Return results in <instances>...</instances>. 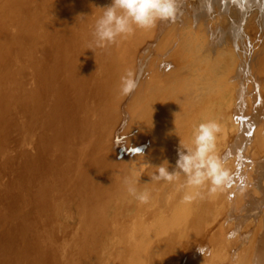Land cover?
<instances>
[{"label": "rangeland", "instance_id": "1", "mask_svg": "<svg viewBox=\"0 0 264 264\" xmlns=\"http://www.w3.org/2000/svg\"><path fill=\"white\" fill-rule=\"evenodd\" d=\"M14 1H12V0H6L5 1L4 0V1H2V3H0V5H3V7H5L6 13L8 14V16L4 17V21L2 23H0V264H80V263L91 264V261L93 263H95L96 262L95 256L98 257V253L95 251L92 254L91 250L90 251L88 250L89 244L86 242V240H87L86 237L92 238V236L87 233V230H85L84 234H80V235L76 234L74 237L71 236L72 232H70V229L74 226L75 219H76L75 209H74L73 205L76 207V205L78 203L77 202L78 200L75 198L76 200L74 201V197L70 196V194H72L74 196L75 193H77L80 189H82L81 186H83L84 184L83 185H80V184H82L83 180L86 178L87 179L90 178V176L92 177V174L94 173V172L93 173L91 172V175H90L91 170L89 171V170H86V168L85 169L82 168L83 171H85V173L87 171V173H86L87 175L84 174V177H82V173H84V172H82V169H81V171H78L79 167H77V166H79V163H78L79 157L78 156L80 154V148L76 147V146H79L76 144V141L77 142L79 141V132L81 133L83 129H84L83 132H86V133H81L82 136H80V140L85 138V136L87 135V131L85 130V125L83 124L85 122H84V120L82 121V119L86 118V116H85L86 111H85V107H84L85 104L84 103H86L85 99L87 101V99L90 100V98L92 97V95L90 94L91 93L90 90L89 89L87 90V88H90L91 83L94 86V84L96 82L95 79L93 80V77H91L92 75L90 73H92V72L90 70H94L96 66H99V65H97L99 59L98 58L95 59L96 56L98 57L97 54H99V47L97 45L94 46L96 44V41L94 40L95 37H93L94 35L91 36L92 35L91 33H94L93 30L95 29L94 28L95 22H93V21H92L93 23L91 22V20H92L91 17H93L94 15L91 14L93 12L91 11L92 6H90V5H92L91 3L93 0H91V3L89 2L90 0L89 1L88 0H79L80 4L77 3L78 0L77 1L76 0H74V1L69 0L71 3L68 0H14ZM63 1H64V3H63ZM67 1H68V3H67ZM87 2L90 4H88ZM187 2L190 4L189 9L186 8L189 11V13L191 14L188 17L189 19L184 18V21L179 20L180 19L179 16H185V15H181L180 12L177 13V11H176V15L174 18H171V19L165 20V21H158L156 26H155L157 31L155 32V35L152 37L153 39L150 42L151 44L150 43H149V45L147 44L146 47L144 48L145 50L142 49V50H139L138 52H136L134 55L135 56L134 58H135L136 62L147 63V65L143 69V73H145L147 70L150 69L151 71L153 70L152 73H154V76H159L162 73V71H164V69H163V67H164L165 71H167L169 73H171L174 70L184 72L185 74H182L181 76L178 77V79L179 80L181 79V81H185V77H188L187 80H190V81L193 80L192 84L187 85V86H184L185 84L183 85L181 82H179V86L183 85V87H177V83L174 80H172V82L169 84V80H168V82L164 88H167V86H170L172 84L171 88L168 87L167 89L175 88L176 94H177L179 100L180 99L182 100L183 98L188 100V96L190 97L192 95L198 94V93H200L202 91H206V90H209V91H206V93L208 95H211V99L208 98L210 96L207 95V99H210L211 102L212 101L215 102L216 98L218 100L220 99V96H218V94L214 93L215 90H216L215 92H217V91L220 92V95L224 91V93H223L224 95L222 96V99H224V100L227 99V101L225 100L226 102L223 101L222 99H220L219 102L212 105L213 112L211 115V121L216 122L218 125L221 124V126L219 125L221 132L219 131L217 133L218 136L216 137L217 141H216L215 153L218 152L220 154V152H221L220 155L219 154H216V155L219 157V159L222 161V163L228 158L226 161L227 163L226 162L223 163L224 164L223 167L229 172V176H230L229 182L227 184H225L224 186H222V188H219L220 190L218 189L216 191L217 194L218 193L219 194H218V198H215V199H213V198H214V196L217 197V194H216V192H214V193L210 192V188H211L210 183H208V184L206 183L207 185L205 184L204 186H202L199 189L187 188V190L189 192L190 191L191 192L199 191L201 193V195H200L201 197L200 196H198V198L196 197L192 201L193 204H191V202L187 203L184 201L183 204H185V205L182 207L183 209L181 208L182 214L180 213L181 210L179 213H175V214L171 213V215H169L167 218L165 217L168 221L167 224H166L167 221H165L166 219L164 220L165 222L163 224H162V222L160 224H158L159 228L162 227L161 226V224H162L163 226L166 225L169 229V230L166 229L167 232H169L168 233L169 235H167L169 237H167L168 239L165 241V244H167V246H168L169 243H167V242H170V240L173 241V244L171 243L172 242L171 241L170 242L171 245H169V247L166 246L167 249L170 250V251H168V253L172 254V252L175 250V248L178 247V249H179V245H180V247L181 246L184 247V250L187 251V256H185L184 258L187 259V257L189 256V253L191 256H193V254H191V253L194 252V253H196V257L194 259L193 264H206L207 261H209V257H210V255L207 256V253L205 252L207 249L206 242L207 241L209 242L208 238L211 239L209 234H211V232L214 231L213 230L214 226L217 227L219 222L223 221L224 215L226 216L228 213L234 212V216H232L231 219H229L228 217H227V220L225 219L227 223L228 222L231 223V221H234V222L238 221L240 223L239 229L241 227H242L241 229H245L243 227H247V226L249 227L250 225H251L250 229H253V225H252L253 223L252 222H253V220H255V218H257V216L259 214L257 213V214H254L253 216H250V215L246 216V213H243V208H241V207H244V209H245V207H247L253 200H255V198L260 199V198H262V196L264 194V140H263L264 138L263 139L261 138L259 141L258 140L259 138L256 137L258 143L253 142L255 139L253 140L250 136L251 135V125L249 126L248 129L245 127L246 123L250 122V120H252L253 113L255 112V110L253 108L254 97L250 93V92H252V90L254 88V81H253L252 77L250 76L251 71H249V68H250V64L255 63V55L257 56V54H256L257 51H256V47L254 45L251 46L250 43L243 42V41L235 43L233 41V38L230 37L231 35H230V31L228 30V26H230V27L234 26L236 24L238 17H240L238 5L236 6V4L232 0H176L177 7L180 5H184L183 3L186 4ZM212 2H214V3H212ZM84 4H85V7H87L89 5L90 6L89 10L91 11L90 12V11L86 10V12H84L86 15H84V13H83V10L86 9L84 7ZM63 5H65L64 7L67 6L66 7L67 9L65 8L66 12L64 11L65 13L68 12L67 10H69V13H72L70 10H73V12L75 10L74 13L76 14V12H77L76 16H75V14L74 15L72 14V16H69V18H68V16L65 17V15H67L68 13L65 14L63 12V8H64V7H62ZM79 5H80V7H76V9H77V11H76V9L73 8V6H79ZM212 5L218 6V10L220 11V13H218L217 16H214V15L210 16ZM263 6H262V8H264ZM68 7H69V9H68ZM70 7H72V8H70ZM223 9L225 11H227L229 14L227 15L226 13H223V11H224ZM256 10L260 13V9L259 10L255 9V11ZM263 11H264V9H262V12ZM79 12H80V14L84 15L85 19H86L85 16H87V13H88V15L90 14L88 16V18L90 17V19L85 20V19H83V17H81V18L78 17ZM258 12H257L256 17L254 16L255 19L253 17H251L252 15L250 17L254 23L256 20L257 23L259 24V26L257 28V32H261V31L263 32L264 31V29H263L264 28V22H263L264 18H261V17H264V16H262V15H264L263 14L264 12L262 13V15L260 13L261 17L258 14ZM62 13H64L65 15H62ZM63 16H64V18H63ZM244 16L246 18L247 15H244ZM70 17H72V18H70ZM76 17L79 18V20H82V21L84 20V22L83 23H82V21L79 22V20ZM62 18L63 19L67 18L68 20L66 19V21H64ZM247 19H249V17ZM261 19H263V20L261 21ZM73 20L75 22H71ZM85 21H87V22L85 23ZM181 21L184 23H182ZM205 21L207 23L209 22V26L212 27L215 25L216 27L219 28V30L213 32V34H210L208 36L205 32V25H206V24H204ZM89 22L91 23V25ZM64 23H66V24H64ZM71 23L73 24V26ZM74 23H77V25H78V23H82L81 25L84 27L80 26V24L78 25V27L77 26L74 27V25H76ZM260 24H262V25L260 26ZM64 25H69V26H67L69 30H70V28L73 29L72 27H74V29L81 27L80 29H78V30L75 29V30H77L78 32H80L82 30L81 34L83 36L78 35L80 33L76 34L77 31H75L74 29L71 30L72 32L68 31V29ZM87 25L89 27H91L93 25L94 27H92V28L87 27V28H89V30H90L89 31L88 29L85 28ZM225 25L227 26V29H225ZM44 26H45V28H44ZM48 26H51V27H48ZM83 29H85V31L87 30L85 32V33L88 32L87 35H84L85 33H83V31H84ZM158 29H160L161 31ZM233 29H235V28H233ZM63 31H65V34L67 33L68 37H64ZM177 31H178V33H177ZM146 32H149V31L144 30V29H139V31H138L139 34H143V35H145ZM250 34H251V37H252V34L257 37V35H255V33H250ZM78 36H80V37H78ZM85 37H87L89 41H87V38H85ZM69 38H71V39H69ZM64 39H66V40H64ZM67 39L70 41L68 42ZM80 39L82 40L83 43L81 42ZM35 42H36V44H35ZM85 42L87 44H89L88 47H86L87 44ZM75 43H77V44H75ZM234 43H235V45H234ZM90 44L92 45V47H90L91 46ZM74 45H76V47H74ZM82 45H84V49H81V48H83ZM230 46L232 47V49L230 48ZM85 47H86V49H85ZM240 47H241V53L239 52ZM251 48H253V49H251ZM89 49H91V50H89ZM94 49H96L95 51H97V54L94 51ZM81 50H84V51H81ZM85 50H89L90 52L85 51ZM165 50L166 51L168 50L167 53ZM91 52H92V54H91ZM235 52L239 53L240 56H244V58L241 60L238 57H235L236 56ZM77 53L80 54L81 56L78 55ZM84 53H86V54L88 53L89 55H91L90 57L88 55V59L85 58L87 61L82 60L83 56L87 57V55L85 56ZM172 53H174L173 55H175V54L176 55L173 56ZM93 54L95 55V57ZM67 55H68V57H67ZM73 55L74 56L76 55L77 57H74ZM78 56L81 57L80 60L78 59L79 58ZM69 57H71V58L69 59ZM91 57H92L93 61H92ZM89 58L93 63L89 62L90 61ZM67 59H69L70 61L72 60L73 62L72 61L67 62ZM94 61H95V63H94ZM78 62H79V64H82V65L79 66ZM65 63H67V65ZM68 64H69V68L71 66L70 69L67 68ZM167 66H169V67H167ZM81 67H82V69H84L83 72L81 70ZM90 67H93V69H90ZM242 68H243V70L246 69V71H244V73L247 72L246 73L247 75L239 72V71L243 72ZM87 69H90V70H87ZM70 70H71V73H70ZM85 70L88 72L89 75L87 73H85L86 72ZM89 71H90V73H89ZM198 71H200V72H198ZM232 71L236 72V73H233ZM203 72H204V74H203ZM205 72H206V74H205ZM64 73H65V76H67V77L64 76ZM84 73L86 75H84ZM179 74H181V73H179ZM81 75L84 77H82ZM227 76H228V78H227ZM238 76H241L243 78L241 88H239V85H238V81H237ZM55 77H57V78H55ZM71 77H73V79ZM70 78H71L72 83H74V82L77 83L76 84L77 86L76 85L74 86V84L71 85ZM78 78H80L82 80V83H84V85H81L82 83L80 84L81 81H79ZM247 78L249 80H247ZM59 79H60V81H59ZM64 79H68L69 81L64 80ZM84 79L85 80L87 79L86 80L87 83L85 82ZM90 79H92V80L90 81ZM155 79H157V78H155ZM214 79H216V80H214ZM57 80H58V82H57ZM65 81L69 82L70 84L66 83ZM213 81H215V82H213ZM88 82L90 84H88ZM201 82L206 84V86H207V87H205V88H207L206 90L201 88L202 87ZM212 82L214 85L213 84L211 85ZM78 84L81 85L79 87L82 90H77V88L79 89ZM85 84H87V86H89V87L86 86L87 88H85ZM218 84L220 85V87H218L219 86ZM65 85H66V87H65ZM67 85H70V87ZM71 86L76 87V88H74V87L73 88H74V90L76 89L79 94L75 93L76 90L74 92L75 94L73 92H72L73 93L72 94L70 92L71 90H73ZM215 86L218 88H216ZM228 86H229V88H228ZM68 88H70V89H68ZM83 88H84V90L86 89L87 91L86 90L84 91ZM175 89H172L174 93H175ZM219 89H221V91ZM231 89H232V94L230 95ZM66 90H68V91L66 92ZM198 91H200V92H198ZM225 91H227V93ZM237 91L239 93L241 92V94L239 95V93ZM63 92L66 95H67V93L70 92V95L72 97H73V95H74V97L75 96L77 97V94L80 95L81 92H82V94L80 96H84V97L88 92H90V93L88 94V98H87V95L85 98H82V97L75 98V100L77 99V101L72 100V97L70 98V95L69 96L64 95L65 98L66 97L68 98V101H65L64 100L65 98L62 97ZM85 92H86V94H84ZM187 93L188 94L190 93V94L188 95ZM89 95H91V96H89ZM97 95L99 96V91L97 92ZM236 95H237V97L239 95L238 101H237ZM11 96H13V97H11ZM213 96H216V98L213 99L212 98ZM229 97H231V98H229ZM67 98H66V100H67ZM81 98H82V100H81ZM242 98H246V99L248 98L247 100L250 102V104L246 105L243 108H239V106L242 102ZM69 99L72 102L71 104H70ZM79 99L81 100L82 103H79L80 102ZM53 100H55V101H53ZM62 100L65 103L62 102ZM229 100L231 101V104L233 102H236V103H233L230 106V102H228ZM222 101L225 103H223ZM76 102H78V105H80V108L83 107V108H81L82 111H80L81 109L80 110L78 109L79 108L78 105H77L78 106L77 108L75 106H73V105H75L73 103H76ZM164 102L165 103H164V105L162 104V106L167 108L166 100ZM70 105H72V106H70ZM225 105H226V108L234 107V109L232 108L233 109L232 111L230 109H226ZM67 106H70V107L67 108ZM216 106H218V107H216ZM72 107H74L73 110H71L72 114L78 110L77 113L75 112L73 114V115L76 114L75 116L67 113L68 109H70ZM261 107L264 108V104L261 105ZM75 108H76V110H74ZM218 109H220L222 111H224V110H226V111L221 112ZM61 110H63V111L61 112ZM227 110H230L231 113H230V111H227ZM79 111H80V116H85V117H80L79 115H77V114H79L78 113ZM84 112H85V114H84ZM225 112L226 113L229 112L233 116H231L229 113L226 114ZM63 113L64 114L66 113V119L68 117L67 120L64 117L65 115L63 116ZM67 114H68V116H67ZM217 114L222 115V116L220 115L221 119H219L220 116H218ZM224 114H226V115H224ZM237 114H238L239 118L236 116ZM242 114H243V116H242ZM69 115H70V118H69ZM78 116L80 117L79 120L83 122L82 125L80 124L81 122L80 123L76 122V120L79 121L77 119ZM71 117H73V118H71ZM74 117H75V120H73ZM222 117H224V120ZM233 118H235V120ZM62 119L64 120V123L62 122L63 121ZM216 119H218L219 121L218 120L216 121ZM231 119H233V122ZM238 119H240V120H238ZM55 120L56 121L59 120L58 121L59 123L58 122L55 123L56 122ZM85 121H86V119H85ZM240 121H241V123H240ZM35 123H36V125H35ZM70 123H74V124H70ZM75 123L80 124V125L78 126L76 124V126H75ZM224 125H226V128ZM229 125H231V126L229 127ZM60 126H61L62 130H58V129H61ZM63 126H65V128H66V126H68L73 130H69L68 131L70 133L69 134L66 131L70 128L67 127L68 129L65 130ZM222 126H224V127H222ZM222 128H223V130H222ZM228 128L230 129L229 131H228ZM76 129H78L79 132L76 131ZM175 129L177 131L173 132ZM175 129L169 130V132L167 134L168 137L166 136L167 140H165V138H164L163 142L159 141L160 146H158L159 144H157L158 141L156 142L153 139V137H156V136H152L146 132L148 135H150L149 138H152V139H149V140H151V145L149 146L150 151L155 153L152 162L150 161L151 164L148 163V165H150V166L151 165L153 166L154 164H155L154 166L160 165V164L156 163V161L161 160L158 158L159 157H162V159L166 158V155L169 153L170 157L167 156L171 160V161L169 160V164L172 162L170 164L169 171L173 170V168L175 166V162L177 160V157H176L177 156L176 155L177 149H176V151H174L175 154L173 152H171V151H173V148H174L173 146H175V148H177L178 146H176V145H179L181 138H182L181 140L185 144L186 138L188 135V133H185V132L190 130L189 127H185V126H182V127L179 126V128L177 127ZM182 129H183V132L180 131ZM225 129H227V130H225ZM63 131H64V133H63ZM74 131H76V133ZM223 131L224 132L228 131V132L224 133ZM230 131H232L233 134H231L232 132L230 133ZM38 132H40V133H38ZM47 133H49V134H47ZM66 133L69 134L68 138H67ZM71 133H73V134H71ZM169 133L170 134L172 133V134L169 135ZM223 133H224V135H223ZM126 134H127L126 132L123 133V135H126ZM43 135H44V137H42ZM70 135L71 136L74 135L73 136L74 139ZM181 135H182V137H181ZM47 136L51 140H49V138ZM76 136H78V138ZM228 136L231 138H229ZM184 137H185V139H184ZM218 137L220 138L219 140H218ZM69 138L72 139V142L70 141L71 139H69ZM75 138L78 140H76ZM175 138H176V140H175L176 142L173 140ZM178 138H180V139H178ZM228 138L230 140H228V142H227ZM61 139H62V143H60ZM38 140L40 142H38ZM224 140H226V141L224 142ZM66 141H68L70 143H67ZM171 141H172V143H171ZM219 141L221 144H217V143H219ZM248 141H249L248 146H250V148H249L250 150L249 151L246 150L245 154H243L242 153L243 148L245 147V145ZM126 142H125V147L126 148L128 147V149H132V150L135 147H137V145L140 143V141L133 140L134 143L138 142L137 145L135 144V146H134L133 145L134 143L129 144L128 143L129 141L127 143ZM161 142L163 143L162 145H161ZM177 142H178V144H177ZM235 142H237L239 144V151L238 152L235 149H233ZM222 143H223V145H222ZM224 143H226V145ZM62 144H63V146H62ZM67 144L68 145L70 144V145L68 146ZM74 144H76V145H74ZM105 144H106V142H105ZM241 145H243V148L240 151ZM168 146H169V148H168ZM218 146H221V147H218ZM223 146H224V148H223ZM260 146L262 149L260 148ZM60 147L62 148V152H61ZM170 147L172 148V150H170ZM67 148H68V150H67ZM75 149L78 150V153L74 152V151H76ZM166 149L167 150L169 149V150L167 151ZM73 152H74V154L76 153L75 155H77L78 158L75 157ZM111 152H113V150H111ZM162 153H163V155H162ZM248 153L252 154V156H254V157L252 158L251 155H249ZM70 154H72V155H70ZM62 155H64V156H62ZM91 155L92 154H90V156ZM32 156H34V157H32ZM95 156H97V155H95ZM171 156H174V158ZM87 157L93 163L96 160V159H94L95 157L92 159H91L92 156L89 157L87 155ZM69 158H70V161L72 162L71 165H70V163H68ZM109 158H110V160L107 158V163H105L106 169H107L106 166L108 163L111 165L108 168L111 169V168L115 167V165H113L114 161L111 160V157H109ZM113 158H114V156H113ZM116 158H117V155H116ZM230 158H233V159H230ZM71 159L72 160L76 159V160L74 162V160L72 161ZM117 159H120V158H117ZM163 160H165V159H163ZM231 160H233V161H231ZM60 161H62L61 164L57 163ZM97 161L100 162L99 159ZM97 161H95V165L92 163L93 164L92 167H94V168H92V167L91 168L93 169V171H95L97 169L98 172L97 171L96 172L100 173L99 174V176H100L102 174L101 172L103 169V168H101L102 162H100L98 164ZM110 161L111 162L113 161V163H111ZM120 161H121L123 166H125V165L127 166L128 164H130L128 167H126L123 170L126 173L129 170H134V169L138 170V166L140 165V161H138V155L133 153V152L124 154V156L121 158ZM162 161H160V162H162ZM18 162H20V164H18ZM76 162H77V164H76ZM57 166H58V168H57ZM61 166H63L64 168ZM150 166H148V167L150 168ZM152 166H151V168H154V166L153 167ZM66 167H68L67 171H65ZM69 167H71L72 171H69L70 170ZM227 167L228 168L232 167V170H230L231 168L227 169ZM75 168H78V169H75ZM98 168H99V170H98ZM142 169H143V167H142ZM142 169L140 168V170H142ZM76 170L78 171V173H74V172H77ZM137 170H136V172H139V170L138 171ZM154 170H156V169H154ZM56 171L58 174L56 173ZM148 171H152V173H155V171L153 172V170H151V169H149ZM66 172L68 174V177H67ZM73 173H74V175H73L74 177H72ZM88 173H89V177H88ZM145 173L146 174L147 173L152 174L151 172H145ZM60 174H61V177L59 176ZM78 174H79V176H78ZM109 176L108 177L105 176L106 180H105V177H100L102 179H100L98 177L95 180L97 181L98 179H100L101 181H103L105 183L108 180ZM69 177H71V179H73V181H71ZM76 177H77V179H76ZM182 177H184V176H181L180 181L178 180L179 182L174 181V182L169 184V182H166L163 180H161L160 182L159 181H152V182H154V183H152L151 178L150 177L147 178V175H146V177L144 176V179L146 180V183H145L146 185L145 186L141 185L142 189L140 188L141 186L139 183L142 184V182H141L142 180L140 178L139 181L140 180L141 181L136 182V184H138L140 187L137 185L136 189L138 190L140 188V190L145 191L147 189L149 190L152 186H154L153 191H151V189L149 191L147 190L151 196V198H149L150 208H154V206L157 205L156 202L164 196H165L164 197V200H165L167 198L166 195H168L167 193H169L170 191H172V193L170 192L171 197L173 196V194L175 192H176V195H178L180 192V195H178V197H180L181 195H185L186 188H183L184 189V191H183V189L182 190L178 189L180 187L177 186L178 184H181L182 182L185 181V178H182ZM63 178H64V180H63ZM82 178H84V179H82ZM248 178H250V179H248ZM65 179L69 180V181L66 182ZM74 179H76V180H74ZM110 179H112V178H109V180ZM243 179L246 181L244 182ZM62 180L65 182L63 183ZM92 180H94L93 177L91 179H89L88 181L90 182ZM100 180H98L97 183L100 182ZM145 180H143V181L145 182ZM77 181H79V182H77ZM88 181H87V184L89 185L90 183H88ZM56 182L58 185L56 184ZM103 182H100V183L103 184ZM68 183H70L71 185ZM76 183H78L79 189H78ZM83 183H86V181L84 180ZM91 183H92L91 185H93V181ZM156 183L158 184V186ZM159 183L162 185V187L159 185ZM167 183L169 185L166 186ZM173 183H174L175 187L172 188L171 184L173 186ZM62 184H64V185H62ZM99 184H97V186ZM136 184H135V187H136ZM151 184H152V186H151ZM231 184H233V185H231ZM88 185H87V187L92 189V192L95 193L96 191H94V189L91 188L90 185L89 186ZM103 185H99L98 188H100V190H101L102 187H100V186H103ZM147 185H148V188H145V187H147ZM250 185H252V186H250ZM165 186L168 189H166ZM168 186H170V188ZM206 186H210V188L206 187ZM51 187H53V188H51ZM74 187H77V189L75 188L76 191L74 190ZM233 187H234V189H233ZM89 188H87L88 191L90 190ZM98 188H97V190H99ZM157 188H158V191L159 192L161 191L162 193L161 192L159 193L158 191H156ZM44 189H45V191H43ZM109 189L112 191L114 188L111 186V187H109ZM109 189H108V191H110ZM162 189H164V192L162 191ZM170 189H172V190H170ZM68 190H70V192ZM115 190L118 191L117 189H115ZM166 190H168L169 192ZM177 190H178V192H177ZM71 191H72V193H71ZM181 191H183V192L181 193ZM208 191L213 196V198L210 197L209 194H207ZM46 192H48V193H46ZM121 192H119V193H121ZM152 192H153V194H152ZM205 192H206V194H203ZM119 193H117V195ZM163 193H164V195H163ZM234 193H235V195H234ZM61 194H62L63 198L61 197ZM213 194H216V195H213ZM161 195H163V196H161ZM205 195H207L206 198L210 197V199L205 198L206 201L203 200L204 199L203 197H205ZM68 196L72 197V198H69ZM230 196H232V197H230ZM224 197H225V199H224ZM252 197H253V199H252ZM66 198H68V199H66ZM227 198H229V199H227ZM152 200H153V202H152ZM215 200L217 201V203L220 202L218 204L217 208H216L217 203L213 202ZM160 201H162V200H159V203H160ZM201 201H203L204 203L202 204ZM210 201L213 202V203H210V207H212V208L208 209L209 208L208 203ZM198 202H200V204ZM44 203H46V204H44ZM153 203H155V204H153ZM159 203H158V205H160ZM214 203H216V204H214ZM253 203H255V202L253 201ZM70 204H73V205H70ZM161 204H162V202H161ZM206 204H208V205H206ZM235 205H237V206L235 207ZM203 206H205L206 208L205 207L203 208ZM251 206H252V204L249 205L248 207H251ZM156 207L158 210L159 209L161 210V208H160L161 206H159V207L156 206ZM213 207L216 210H212ZM155 208H154V210H155ZM192 209L195 211H193ZM237 209H238V211H237ZM200 210H202V211L200 212ZM204 210L207 213H205ZM208 210H210V211H208ZM198 211H199V213H198ZM263 211H264V208H263V210H261V217L264 216ZM183 212H184V215H183ZM202 212H204L205 216ZM211 212H213V213H211ZM235 213H237L236 216H235ZM196 214H201L202 217H200L201 218L200 221L203 224L197 223V222H199V219H200L199 216L200 215L197 216ZM208 214H209V216H207ZM218 214H220V215H218ZM187 215H189V216H187ZM194 215H195V217L197 216L196 219H194ZM175 216L176 217L178 216L176 218L177 220L175 219ZM206 216L208 218L210 217L209 220H208V218L202 219V218H205ZM214 216L215 217L217 216V217L215 218ZM213 218H215V219H213ZM192 219H193V221H196V222H192ZM212 220L215 223L212 222ZM247 220H248V222H247ZM186 221H188V222L186 223ZM249 223H250V225H249ZM171 225L174 226L176 229L174 227H172ZM179 225L181 228L177 227ZM185 225L187 228L184 227ZM197 225H199V226H197ZM165 227L163 228V232L167 233L165 231ZM170 228L175 229V232L173 230L172 234H170L171 233ZM188 228H189V230H188ZM156 229H158V228H156ZM176 230H178V232H176ZM158 231H159V229H158ZM183 231L187 232V233L184 234ZM188 231L190 234H188ZM192 232L194 234H192ZM178 233L180 235L179 237H178ZM94 234H97V231H95ZM181 234L182 235L184 234L183 235L184 237ZM164 235H166V234H164ZM170 235L173 236V238ZM186 235H189L188 237L190 240L188 239V237H186ZM194 235H195V237H194ZM198 235L201 238H199V237L196 238ZM69 236H71V237H69ZM234 236L236 237L235 241H237V242L238 241L242 242L244 240V235L243 236H236V234H234ZM83 237H85L83 240L86 243L83 242V243L78 245V242H76V241L77 240L79 241ZM205 238H206V240H205ZM186 239H187V241L189 240V242L185 241ZM213 239L214 238H212L211 240L213 241ZM177 241H179V242L177 243ZM181 242L185 245L186 244H188V245L184 246L183 244H180ZM69 243H70V245L72 244V246H70ZM174 244H175V246H174ZM203 245H205V246H203ZM73 246H75L74 249H76V248L77 249L75 250L74 253H72V254H70V256H68L67 249H69ZM120 246H121V244H119V246H118L119 252H115V254H114V257L117 256L116 257L117 259L116 258L114 259V257H113V260L111 259V261H114V262H111L110 264H123V263H121L122 262L121 259H124L125 255H123L124 253H120V251H121ZM171 247L172 248L174 247V249L171 250L172 249ZM59 248H61V249H59ZM123 248L124 247H122V249ZM63 249H65L66 251H64ZM198 249L201 251V253L203 255L198 251ZM251 249H252V246H251ZM203 250L205 253L203 252ZM90 252H91V254H90ZM95 254H97V255H95ZM92 255H95V256H92ZM88 256L91 258L90 259L87 258ZM198 256L199 257L201 256V257L198 258ZM93 257H94V260L92 259ZM205 258H207V260ZM97 259H99V257ZM205 260H206V263H205ZM210 261H212L211 257H210ZM101 264H103V263H101Z\"/></svg>", "mask_w": 264, "mask_h": 264}, {"label": "bare ground", "instance_id": "2", "mask_svg": "<svg viewBox=\"0 0 264 264\" xmlns=\"http://www.w3.org/2000/svg\"><path fill=\"white\" fill-rule=\"evenodd\" d=\"M1 1V0H0ZM2 1H4V0H2ZM2 1L0 2V3H2ZM6 1V0H5ZM12 1H14V0H12ZM69 1V0H68ZM68 1H67V3H68ZM70 1H74V0H70ZM69 1V2H70ZM77 1V0H76ZM89 1V0H88ZM235 4H236V6L238 5V7H239V15H240V17H238V19H237V21H236V24L234 25V26H228V30L230 31V37H232L233 38V41L236 43V42H240V41H243V42H247V43H250L251 44V46L252 45H254L255 47H256V51H257V56L255 55V63H253V64H250V68H249V71H251L250 73V76L252 77V79H253V81H254V88H253V90H252V92H250L252 95H253V97H254V106H253V108H254V110H255V112L253 113V118H252V120H250V122H247L246 123V125H245V127L248 129L249 128V126L251 125V138L254 140L253 142H257V138H259L258 140L260 141V139L262 138H264V108H262L261 107V105H263L264 104V31L262 32H257V28H258V26H259V24L257 23V21L255 20V23L251 20V17H253L254 18V16L256 17V15H257V10L255 11V9H260V13H261V15H262V13L264 12H262V9H264V8H262V6L264 5V0H232ZM15 2V1H14ZM37 2V1H36ZM85 2V1H84ZM90 3H91V0L89 1ZM9 3V2H8ZM7 3V4H8ZM63 3H64V1H63ZM71 3V2H70ZM73 3V2H72ZM77 3H79V0H78V2ZM88 3V2H87ZM90 3H88V4H90ZM212 3H214V2H212ZM80 4V3H79ZM92 5H90V6H92L91 7V11L93 12V13H91V14H93L94 16L93 17H91L92 18V20H91V22L93 21V22H95L96 23V20L102 15V9L101 8H103V7H105V6H108V5H110L111 4V0H93L92 1V3H91ZM184 5H180V6H178L177 7V13H179L180 12V14L181 15H185V16H179L180 17V19L179 20H182V21H184V18H188L191 14L189 13V11L186 9V8H188L189 9V7H190V4L187 2L186 4L185 3H183ZM232 4V3H231ZM230 4V5H231ZM66 5V4H65ZM65 5H63L62 7H64ZM69 5V4H68ZM87 5V4H86ZM227 5V4H226ZM70 6V5H69ZM72 6V5H71ZM83 6V5H82ZM90 6L88 5L87 7H85V4H84V7L86 8V9H82L83 10V13L84 12H86V10H88V11H90L89 10V8H90ZM67 7V6H66ZM66 7H64L63 8V12L67 9ZM76 7H80V5L79 6H73V8H75L76 9ZM225 7V6H224ZM264 7V6H263ZM66 8V9H65ZM70 8H72V7H70ZM262 8V9H261ZM68 9H69V7H68ZM218 6L216 5V6H214V5H212L211 6V12H210V16L211 15H214V16H217V14L218 13H220V11L218 10ZM221 10V9H220ZM224 10V9H223ZM68 12V14L67 13H65V14H67V15H65L64 13H62V15H65V17L66 16H68V18H69V16H72V14L74 15L75 13V10H74V12H73V10H70L72 13H69V10H67ZM76 11H77V9H76ZM90 11V12H91ZM198 11V10H197ZM252 11V12H251ZM81 12V11H80ZM80 12H79V16L81 15L80 14ZM238 12V11H237ZM35 13V12H34ZM82 13V12H81ZM95 13V14H94ZM223 13H226L227 15L229 14L227 11H223ZM249 13V14H248ZM252 13V14H251ZM260 13L258 12V14L260 15ZM46 14V13H45ZM70 14V15H69ZM76 14H77V12H76ZM76 14H75V16H76ZM264 14V13H263ZM84 15H86L85 13H84ZM90 15V14H89ZM88 13H87V16H85L86 17V19H90V17L88 18ZM244 15H247L246 16V18H245V16ZM252 15V16H251ZM261 15H260V17H261ZM5 16H8V14L6 13V10H5V7H3V5H0V23H2L3 21H4V17ZM78 16V17H79ZM251 16V17H250ZM262 16H264V15H262ZM83 17V19H85L84 18V16H82ZM209 17V16H208ZM249 17V19H247ZM63 18H64V16H63ZM62 18V19H63ZM70 18H72V17H70ZM77 18V17H76ZM75 18V19H76ZM81 18V17H80ZM261 18H264V17H261ZM61 19V20H62ZM67 19V18H66ZM66 19H63L64 21H66ZM74 19V18H73ZM78 20H79V18H77ZM85 19V20H86ZM189 19V18H188ZM247 19V20H246ZM255 19V18H254ZM68 20V19H67ZM70 20V19H69ZM77 20V21H78ZM236 20V19H235ZM263 19H261V21H262ZM63 21V22H64ZM80 21H82V20H79V22ZM181 21V22H182ZM260 21V22H261ZM70 22V21H69ZM71 22H75L74 20L73 21H71ZM84 22V20L82 21V23ZM87 21H85V23H86ZM92 22V23H93ZM264 22V21H263ZM82 23H78V25L80 24V26H82L81 24ZM90 23V22H89ZM182 23H184V22H182ZM37 24V23H36ZM62 24V23H61ZM64 24H66V23H64ZM72 24V23H71ZM74 24H76V25H74V27H78V25H77V23H74ZM88 24V23H87ZM204 24H206L205 25V32H206V34L209 36L210 34H213V32H215V31H217V30H219V28L218 27H216L215 25L214 26H209V22L207 23L206 21H205V23ZM85 25V24H84ZM89 25V24H88ZM86 26L85 28L86 29H88L89 30V28H92V27H94L93 25L91 26V27H89V26ZM90 25H91V23H90ZM262 24H260V26H261ZM64 26H66V28L68 29V27L67 26H69V25H64ZM72 26H73V24H72ZM185 26V25H184ZM253 26V27H252ZM48 27H51V26H48ZM74 27H72L73 29H74ZM82 27H84V26H82ZM87 27H89V28H87ZM44 28H45V26H44ZM70 28V27H69ZM81 27H79V28H75V29H80ZM95 28V27H94ZM183 28V27H182ZM233 28H235V29H233ZM262 28V27H261ZM73 29H71L70 28V30L68 29V31H71V30H73ZM74 29V30H75ZM225 29H227V26L225 25ZM264 29V28H263ZM50 30V29H49ZM77 30H75V31H77ZM84 31H83V33H85L86 31H85V29H83ZM92 30V29H91ZM158 30H160V29H158ZM227 30V31H228ZM67 31V32H68ZM90 31V30H89ZM94 31V30H93ZM138 31H139V28H136L135 29V31L131 34V35H128V36H126V37H124V36H121V37H118L117 38V40H116V42L115 43H112V44H107L106 46H104V47H99V54H97V51H95L96 49H94V51L96 52V54L98 55V57L96 56L95 57V53L93 54L94 55V57H95V59H99L98 60V63H97V65H99V66H96L95 67V69L94 70H90V69H93V67H90V69H87V70H90L92 73H90V71H89V73L92 75L91 77H93V80L95 79V84H94V86L92 85V83L90 84L89 82H88V84H90V88H87V87H89V86H87V84H85V88H87V90L89 89L90 90V92H88L87 94H86V92L84 93V94H86L87 95V98H88V94L90 93L91 95H92V97L90 98V100H88L87 99V101H86V99H85V102L86 103H84L85 104V111H86V121H85V119H82V121L84 120V122L85 123H83L82 121H80L79 120V118L80 117H85V116H80V111H82V109L81 108H83V107H81L80 108V105H78V102H76V103H73V104H75V105H73V106H75L76 108L79 106V114H77V115H79L78 116V120L79 121H77L76 120V122H81L80 124L82 125V123L85 125V130L87 131V135L85 136V138H83V139H81L80 140V136H82L81 135V133H86V132H83V130H82V132L80 133L79 131H78V129H76V131H78L79 132V141L77 142L76 141V144L77 145H79V146H76V147H79L80 148V154H79V159H78V163H79V166H77V167H79V170L78 171H81V169L82 168H86V170H91L90 171V175H91V172L93 173L92 174V177L94 178V180H92L93 181V185H91L92 183V181H88L89 179H91L92 177L90 176V178H86V179H84V178H82V179H84L85 181H86V183H83L84 182V180H83V182H82V184H80V185H83V186H81L82 187V189H80L77 193H75L74 194V196L72 195V194H70V196H72V197H74V201L77 199L78 201V203H77V205H76V207L73 205V204H70V205H73V207H74V209H75V217H76V219H75V224H74V226L70 229V232H72L71 233V236H75L76 234L77 235H80V234H84L85 233V230H87V233L89 234V235H91L92 236V238H87L86 237V242L89 244V251L91 250V252H92V254L96 251L97 253H98V257H99V259H97L98 257H96L95 255H97V254H95V255H92V256H95V260H96V262L95 263H93L92 261H91V264H101V263H105V264H110L111 262H114V261H111V259L113 260V257H114V254H115V252H119V249H118V246H119V244H121V246H120V253H124L123 255H125V258L124 259H121V263H123V264H193V262H194V259H195V257H196V253H191V254H193V256H191L190 255V253H189V256L187 257V259L186 258H184L185 256H187V251L186 250H184V247H180V245H179V249H178V247L177 248H175V250L172 252V254H170V253H168V251H170V250H168L167 249V247H169V245H171V243L173 244V241L172 240H170V242H167V243H169V245L167 246V244H165V241L168 239L167 237H169V236H167V235H169L168 233L169 232H167V230H169L168 229V227L166 226H163L162 224L165 222V221H167V217L169 216V215H171V213H179L180 212V210H181V208L185 205V204H183V202H184V200H183V196L184 195H181L180 197H178V195H180V192H179V194L178 195H176V192L173 194V196L171 197V195H170V192L172 193V191H168V190H166V191H168L169 193H167L168 195H166L167 196V198L164 200V197H162L161 199H159V200H162V201H160V203H159V200L156 202V206H161L160 208H161V210L159 209H157V207L156 206H154V208H155V210H154V208H150V201H148L147 203H140L137 199H135V197L134 196H132V195H130L129 193H128V191H127V188H126V186H125V184H124V178L125 177H127V176H130L131 174H133V173H135L136 172V170L134 169V170H129L127 173L125 172V171H123L126 167H128L130 164H128L127 166L125 165V166H123L122 165V163H121V158L124 156V154H126V153H135V154H137L138 155V161H140V165L138 166V170H139V173H141L142 175H141V182H142V184L141 183H139L140 184V186L142 185H146L145 183H146V180L144 179V176L146 177V175H147V178H149L153 173H152V171H148L149 169H151V170H153V172L154 171H156V170H154L155 168H151V166L150 165H148V163H150L151 164V162H152V160H153V157H154V155H155V153H153L152 151H150V148H149V146L151 145V140H149V139H152V138H149V136L150 135H152V136H156V137H153V139L157 142H159V141H164V138H165V140H167L166 139V136L168 137V132H169V130H173V129H175V128H179V126H185V127H189V129L190 130H188L187 132H185V133H188V135H187V138H186V142H185V145H187V146H190V147H192V141H193V133H194V129L196 128V127H198V125L200 124V123H207V122H209V121H211V115H212V112H213V110H212V105L213 104H215V103H217V102H219V100L220 99H222V96L224 95L223 93H224V91L222 92V94L220 95V92H215L214 91V93L215 94H218V96H220V99L218 100L217 98H216V96H213L212 98L214 99V98H216V101L215 102H211L210 101V99H211V95H208L207 93H206V91H209V90H206L207 88H205V87H207L206 86V84H204V83H202L201 84V88H203V89H205L206 91H202V92H200V91H198V92H200V93H198V94H195V95H192V96H188V100H186L185 98H183L182 100L180 99H178V96H177V94H176V89L175 88H172V89H175V93L173 92V90L172 89H167L168 87H170L171 88V85L170 86H167V88H164L165 86H166V84H167V82H168V80H169V84L172 82V80H174L176 83H177V87H183V85L184 86H187V85H191L192 84V81H190V80H187V78L188 77H185V81H181V79L179 80L178 79V77L179 76H181L182 74H185L184 72H182V71H178V70H174V71H172L171 73H169V72H167V71H165V68L163 67V69H164V71H162V73L159 75V76H154V73H152V71L149 69V70H147L145 73H143V69L145 68V66L147 65V63H141V62H136V60H135V53L136 52H138L139 50H142V49H144L145 47H146V45L148 44L149 45V43L152 41V37L155 35V32L157 31V29L154 27V28H152V29H149L148 31L149 32H146V34L145 35H143V34H139L138 33ZM161 31V30H160ZM64 32V37H68L67 36V33L65 34V31H63ZM72 32V31H71ZM167 32V31H166ZM77 33H80V34H78V35H82L81 33H82V30L80 31V32H76V34ZM88 33V32H87ZM87 33H85L84 35H87ZM91 33V32H90ZM177 33H178V31H177ZM217 33V32H216ZM250 33H255V35H257V37L256 36H254L253 34H252V37H251V34ZM92 35L91 36H93V33H91ZM225 34V33H224ZM227 34V33H226ZM66 35V36H65ZM70 35V34H69ZM83 36V35H82ZM81 36V37H82ZM90 36V35H89ZM52 37V36H51ZM70 37V36H69ZM78 37H80V36H78ZM94 37V36H93ZM166 37V36H165ZM77 38V37H76ZM85 38H87V37H85ZM155 38V37H154ZM172 38V37H171ZM69 39H71V38H69ZM83 39V38H82ZM91 39V38H90ZM188 39V38H187ZM23 40V39H22ZM63 40V39H62ZM64 40H66V39H64ZM76 40V39H75ZM81 40V39H80ZM95 40V39H94ZM157 40V39H156ZM166 40V39H165ZM168 40V39H167ZM181 40V39H180ZM179 40V41H180ZM67 41L69 42L70 40H68L67 39ZM85 41V40H84ZM87 41H89L88 40V38H87ZM86 41V42H87ZM91 41V40H90ZM56 42V41H55ZM64 42V41H63ZM81 42H82V40H81ZM85 42V43H86ZM94 42V41H93ZM188 42V41H187ZM225 42V41H224ZM78 43V42H77ZM77 43H75V44H77ZM83 43V42H82ZM84 43V44H85ZM95 43V42H94ZM235 43H234V45H235ZM35 44H36V42H35ZM55 44V43H54ZM57 44V43H56ZM70 44V43H69ZM68 44V45H69ZM81 44V43H80ZM87 44V43H86ZM92 44V43H91ZM90 44V45H91ZM151 44V43H150ZM159 44V43H158ZM193 44V43H192ZM88 45L89 44H87V46L86 47H88ZM232 45V44H231ZM80 46V45H79ZM83 46V48H81V49H84V45H82ZM94 46H96V44L94 45ZM156 46V45H155ZM177 46V45H176ZM200 46V45H199ZM237 46V45H236ZM245 46V45H244ZM74 47H76V45H74ZM81 47V46H80ZM86 47H85V49H86ZM90 47H92V45L90 46ZM197 47V46H196ZM195 47V48H196ZM209 47V46H208ZM96 48V47H95ZM157 48V47H156ZM230 48L232 49V47L230 46ZM53 49V48H52ZM93 49V48H92ZM155 49V48H154ZM179 49V48H178ZM251 49H253V48H251ZM78 50V49H77ZM89 50H91V49H89ZM89 50H85V51H89ZM145 50V49H144ZM80 51V50H79ZM81 51H84V50H81ZM149 51V50H148ZM166 51V50H165ZM168 51V50H167ZM167 51H166V53H167ZM199 51V50H198ZM201 51V50H200ZM228 51V50H227ZM90 52V51H89ZM171 52V51H170ZM231 52V51H230ZM233 52V51H232ZM238 52V51H237ZM237 52H235L236 53V56L235 57H238L239 59H243L244 58V56H240V54L239 53H237ZM239 52L241 53V47H240V49H239ZM82 53V52H81ZM140 53V52H139ZM147 53V52H146ZM152 53V52H151ZM164 53V52H163ZM162 53V54H163ZM184 53V52H183ZM78 54V53H77ZM91 54H92V52H91ZM174 53H172V55H173ZM78 55H80V54H78ZM83 55V54H82ZM84 55L86 56L87 55V57H82V60H84V61H87L85 58H87L88 59V53L86 54V53H84ZM147 55V54H146ZM176 55V54H175ZM175 55H173V56H175ZM232 55V54H231ZM74 56V55H73ZM81 56V55H80ZM80 56H78L79 58V60H80ZM91 55H89V57H90ZM138 56V55H137ZM180 56V55H179ZM36 57V56H35ZM67 57H68V55H67ZM74 57H77L76 55L74 56ZM93 57V56H92ZM92 57H91V59H92ZM20 58V57H19ZM71 57H69V59H70ZM229 58V57H228ZM69 59H67V62L68 61H70ZM77 59V60H78ZM140 59V58H139ZM74 60V59H73ZM89 60H90V58H89ZM88 60V61H89ZM72 61V60H71ZM70 61V62H71ZM92 61H93V59H92ZM91 60L89 61V62H91V63H93ZM96 61V60H95ZM95 61H94V63H95ZM150 61V60H149ZM66 62V61H65ZM73 62V61H72ZM80 62V61H79ZM79 62H78V64H79ZM183 62V61H182ZM222 62V61H221ZM37 63V62H36ZM81 63V62H80ZM83 63V62H82ZM85 63V62H84ZM87 63V62H86ZM66 65H67V63H65ZM156 64V63H155ZM57 65V64H56ZM80 65H82V64H79V66ZM88 65V64H87ZM86 65V66H87ZM95 65V64H94ZM225 65V64H224ZM85 66V65H84ZM153 66V65H152ZM238 66V65H237ZM249 66V65H248ZM57 67V66H56ZM66 67V66H65ZM167 67H169V66H167ZM197 67V66H196ZM67 68L68 69H70L71 68V66H70V68H69V64H68V66H67ZM153 68V67H152ZM86 69V68H85ZM81 70H82V72H83V70L84 69H82V67H81ZM222 70V69H221ZM242 70H243V68H242ZM86 71V70H85ZM131 72L132 74H133V78L136 80V82H137V88L135 89V91L132 93V94H130V95H128V96H124L123 94H121V92H120V81H121V77L123 76V75H125L127 72ZM196 71V70H195ZM238 71V70H237ZM244 71H246V69H244L243 70V72L242 71H239V72H241L242 74L244 73ZM79 72V71H78ZM198 72H200V71H198ZM208 72V71H207ZM233 72V71H232ZM68 73V72H67ZM66 73V74H67ZM70 73H71V70H70ZM85 73H87L88 74V72L86 71ZM84 73V75H86ZM179 73H181V74H179ZM233 73H236V72H233ZM247 72H245L244 74H246ZM203 74H204V72H203ZM205 74H206V72H205ZM51 75V74H50ZM89 75V74H88ZM247 75V74H246ZM64 76H65V73H64ZM71 76V75H70ZM82 76V75H81ZM198 76V75H197ZM203 76V75H202ZM218 76V75H217ZM223 76V75H222ZM62 77V76H61ZM65 77H67V76H65ZM82 77H84V76H82ZM81 77V78H82ZM88 77V76H87ZM90 77V76H89ZM209 77V76H208ZM226 77V76H225ZM54 78V77H53ZM55 78H57V77H55ZM72 79H73V77H71ZM71 78H70V81H71ZM155 78H157V79H155ZM227 78H228V76H227ZM48 79V78H47ZM69 79V78H68ZM68 79H64V80H67V81H69ZM75 79V78H74ZM79 79V81H81L80 82V84L82 83V80L80 79V78H78ZM195 79V78H194ZM212 79V78H211ZM53 80V79H52ZM85 80V79H84ZM87 80V79H86ZM86 80H85V82H86ZM92 79H90V81H91ZM183 80V79H182ZM213 80V79H212ZM214 80H216V79H214ZM236 80V79H235ZM242 80H243V78L241 77V76H238V79H237V81H238V85H239V88H241V85H242ZM247 80H249L248 78H247ZM59 81H60V79H59ZM67 81H65L66 83H69V82H67ZM207 81V80H206ZM218 81V80H217ZM57 82H58V80H57ZM74 82V81H73ZM84 82V81H83ZM179 82H181L183 85H181V86H179ZM213 82H215V81H213ZM213 82L211 83V85L213 84ZM224 82V81H223ZM71 83V85H73L74 84V86L77 84L76 82H74V83H72V81L70 82ZM69 83V84H70ZM87 83V82H86ZM60 84V83H59ZM80 84H78V87L79 86H81V85H84V83H82L81 85ZM232 84V83H231ZM214 85V84H213ZM217 85V84H216ZM219 85V84H218ZM222 85V84H221ZM234 85V84H233ZM236 85V84H235ZM57 86V85H56ZM55 86V87H56ZM67 86H69L70 87V85H67ZM73 86V87H74ZM77 86V85H76ZM87 86V87H86ZM230 86V85H229ZM229 86H228V88H229ZM237 86V85H236ZM37 87V86H36ZM58 87V86H57ZM64 87V86H63ZM65 87H66V85H65ZM72 87V86H71ZM72 87V89L74 90V88H76V87H74L73 88ZM84 87V86H83ZM216 87V86H215ZM218 87H220V85L218 86ZM218 87H216V88H218ZM238 87V86H237ZM249 87V86H248ZM247 87V88H248ZM214 88V87H213ZM244 88V87H243ZM242 88V89H243ZM68 89H70V88H68ZM167 89V90H166ZM200 89V88H199ZM222 89V88H221ZM221 89H219L220 91H221ZM246 89V88H245ZM249 89V88H248ZM37 90V89H36ZM35 90V91H36ZM46 90V89H45ZM59 90V89H58ZM64 90V89H63ZM73 90H69L71 93L73 92H75V90L73 91ZM77 90H82L80 87H79V89L77 88ZM77 90H76V92L75 93H78L77 92ZM83 90H84V88H83ZM86 90V89H85ZM84 90V91H85ZM86 90V91H87ZM224 90V89H223ZM226 90V89H225ZM244 90V89H243ZM34 91V92H35ZM47 91V90H46ZM45 91V92H46ZM65 91V90H64ZM68 90H66V92H67ZM83 91V92H84ZM99 91V96L97 95V92ZM228 91V90H227ZM227 91H225L226 93H227ZM239 91V90H238ZM237 91V92H238ZM241 91V90H240ZM70 92L69 93H67V95L69 96L70 95ZM47 93V92H46ZM45 93V94H46ZM72 93V94H73ZM74 93V94H75ZM225 93V94H226ZM239 93V92H238ZM249 93V94H250ZM79 94V93H78ZM77 94V97H82V98H85L86 97V95H85V97L84 96H80L81 94H82V92H81V94L80 95H78ZM83 94V95H84ZM188 94V93H187ZM190 94V93H189ZM188 94V95H189ZM212 94V93H211ZM232 94V89H231V92H230V95ZM241 94V92L239 93V95ZM67 96L66 94H64V92H63V95H62V97H64L65 98V96ZM91 95H89V96H91ZM207 95L208 96H210V97H208V98H210V99H207ZM239 95H238V97H237V95H236V97H237V101H238V98H239ZM45 96V95H44ZM217 96V97H218ZM248 96V95H247ZM11 97H13V96H11ZM72 96L70 95V98H71ZM73 97H74V95H73ZM72 97V100H75V98H77L76 96L73 98ZM187 97V96H186ZM59 98V97H58ZM67 98V97H66ZM66 98L64 99L65 101H68V98H67V100H66ZM82 98H81V100H82ZM219 98V97H218ZM229 98H231V97H229ZM63 99V98H62ZM233 99V98H232ZM248 99V98H247ZM246 98H242V102H241V104H240V106H239V108H243V107H245L246 105H248V104H250V102L247 100ZM12 100V99H11ZM80 100V99H79ZM81 100H80V102L79 103H82L81 102ZM166 100V103H167V108L166 107H163L162 106V104L164 105V101ZM223 101H227V99H222ZM53 101H55V100H53ZM69 101H70V99H69ZM75 101H77V99L75 100ZM90 101V102H89ZM222 101V102H223ZM225 101V102H226ZM62 102H64L63 100H62ZM225 102H223V103H225ZM228 102H230V106L233 104V103H236V102H233L232 104H231V101L229 100ZM59 103V102H58ZM65 103V102H64ZM72 102L70 101V104H71ZM222 103V104H223ZM68 104V103H67ZM221 104V105H222ZM227 104V103H226ZM229 104V103H228ZM78 105V106H77ZM70 106H72V105H70ZM70 106H67V108L68 107H70ZM82 106V105H81ZM229 106V107H230ZM234 106V105H233ZM237 106V105H236ZM65 107V106H64ZM216 107H218V106H216ZM60 108V107H59ZM66 108V107H65ZM73 108L74 107H72V108H70V109H68V112L67 113H69L70 115H73L75 112L77 113V111H73L74 113L72 114V112H71V110H73ZM76 108L74 109V110H76ZM169 108V109H168ZM225 108H226V105H225ZM233 109H234V107H232ZM232 108H226V109H230L231 111L233 110ZM238 108V107H237ZM223 109V108H222ZM218 110H220V109H218ZM230 110H227V111H230ZM239 110V109H238ZM63 110H61V112H62ZM65 111V110H64ZM70 111V112H69ZM221 112H224V111H226V110H224V111H222V110H220ZM219 111V112H220ZM231 111H230V113H231ZM246 111V110H245ZM58 112V111H57ZM220 112V113H221ZM261 112V113H260ZM175 113H177L176 114V117H175ZM216 113V112H215ZM226 113V112H225ZM227 113H229V112H227ZM226 113V114H227ZM229 113V114H230ZM234 113V112H233ZM84 114H85V112H84ZM226 114H224V115H226ZM239 114V113H238ZM238 114L236 115L238 118H239V116H238ZM65 115V116H64ZM70 115H69V118H70ZM76 115V114H75ZM75 115H73V116H75ZM218 116H220L221 114H217ZM231 116H233L232 114H230ZM235 115V114H234ZM47 116V115H46ZM63 116L65 117V119H66V113L64 114L63 113ZM67 116H68V114H67ZM88 116V117H87ZM216 116V115H215ZM214 116V117H215ZM222 116V115H221ZM221 116H220V118L219 119H221ZM241 116V115H240ZM242 116H243V114H242ZM61 117V116H60ZM77 117V116H76ZM226 117V116H225ZM71 118H73V117H71ZM223 118V120H224V117H222ZM55 119V118H54ZM57 119V118H56ZM64 119V118H63ZM62 119V120H63ZM67 119H68V117H67ZM66 119V120H67ZM226 119V118H225ZM228 119V118H227ZM234 120H235V118H233ZM233 119H231L232 120V122H233ZM45 120V119H44ZM72 120V119H71ZM73 120H75V117H74V119ZM170 120V121H169ZM218 119H216V121H217ZM230 120V121H231ZM238 120H240V119H238ZM36 121V120H35ZM56 121V120H55ZM59 121V120H58ZM58 121H56L55 123H57ZM219 121V120H218ZM63 123H64V120L62 121ZM66 122V121H65ZM68 122V121H67ZM225 122V121H224ZM228 122V121H227ZM239 122V121H238ZM54 123V122H53ZM59 123V122H58ZM223 123V122H222ZM229 123V122H228ZM235 123V122H234ZM240 123H241V121H240ZM239 123V124H240ZM70 124H74V123H70ZM76 124L77 123H75V126H76ZM80 124H77L78 126L80 125ZM243 124V123H242ZM35 125H36V123H35ZM220 126H221V124H219ZM234 125V124H233ZM232 125V126H233ZM18 126V125H17ZM225 126V128H226V125H224ZM224 126H222V127H224ZM231 125H229V127H230ZM64 127V129L65 130H67L68 128H70V127H68V126H66V128H65V126H63ZM68 127V128H67ZM236 127V126H235ZM53 128V127H52ZM60 128H61V126H60ZM232 128V127H231ZM234 128V127H233ZM63 129V130H64ZM7 130V129H6ZM58 130H62V128L61 129H58ZM69 130H73V129H68L66 132L67 133H69L68 131ZM81 130V129H80ZM222 130H223V128H222ZM225 130H227V129H225ZM230 129L228 128V131H229ZM76 131H74L75 133H76ZM175 131H177L176 129L173 131V132H175ZM181 132H183V129L182 130H180ZM227 131V132H228ZM234 131V130H233ZM236 131V130H235ZM59 132V131H58ZM73 132V131H72ZM77 132V133H78ZM124 132H126L127 134L126 135H123V133ZM149 133L150 135H148L147 133ZM221 132V131H220ZM224 132V131H223ZM226 131L224 132V133H227ZM232 131H230V133H231ZM243 132V131H242ZM250 132V131H249ZM38 133H40V132H38ZM63 133H64V131H63ZM66 133V135H67V138L69 137L68 135L70 134H67ZM224 133H223V135H224ZM229 133V134H230ZM47 134H49V133H47ZM55 134V133H54ZM71 134H73V133H71ZM145 134V135H144ZM172 134V133H171ZM170 133H169V135H171ZM183 134V133H182ZM221 134V133H220ZM228 134V135H229ZM231 134H233V132L231 133ZM230 134V135H231ZM76 135V134H75ZM84 135V134H83ZM184 135V134H183ZM226 135V134H225ZM64 136V135H63ZM71 136V135H70ZM74 136V135H73ZM73 136H71L73 139H74V137ZM218 136V134L216 135V137ZM222 136V135H221ZM42 137H44V135L42 136ZM46 137V136H45ZM48 137V136H47ZM51 137V136H50ZM60 137V136H59ZM65 137V136H64ZM77 138H78V136H76ZM181 137H182V135H181ZM180 137V138H181ZM229 137V136H228ZM257 137V138H256ZM49 138V137H48ZM55 138V137H54ZM66 138V139H67ZM180 138H178V139H180ZM229 138H231V137H229ZM227 139V142H228V140H230V139ZM69 139H71V138H69ZM76 139V138H75ZM140 139V140H139ZM182 139V138H181ZM184 139H185V137H184ZM220 138L218 137V140H219ZM226 139V138H225ZM49 140H51L50 138H49ZM59 140V139H58ZM76 140H78V139H76ZM133 140H135V141H140V143L137 145V143H134L133 142ZM170 140V139H169ZM168 140V141H169ZM174 141L176 140V138L175 139H173ZM264 140V139H263ZM44 141V140H43ZM53 141V140H52ZM71 142H72V139L70 140ZM75 141V140H74ZM128 142L129 144H131V143H134L133 145L135 146V144L137 145V147H135L133 150L132 149H128V147L126 148L125 147V142ZM131 141V142H130ZM216 141H217V139H216ZM226 140H224V142H225ZM38 142H40L39 140H38ZM59 142V141H58ZM57 142V143H58ZM67 143H70V142H68V141H66ZM105 142H106V144H105ZM126 142V143H127ZM157 142V144H159L158 146H160V142L158 143ZM161 142V145L163 144ZM167 142V141H166ZM170 142V141H169ZM176 142V141H175ZM222 142V141H221ZM51 143V142H50ZM60 143H62V139L60 140ZM59 143V144H60ZM165 143V142H164ZM171 143H172V141H171ZM170 143V144H171ZM174 143V142H173ZM258 143V142H257ZM76 144H74V145H76ZM176 144V143H175ZM177 144H178V142H177ZM217 144H221L220 143V141H219V143H217ZM225 145H226V143H224ZM248 144H249V141L246 143V145H245V147L243 148V145H241V148H240V151L242 150V148H243V154H245V151L246 150H250L249 148H250V146H248ZM253 144V143H252ZM260 144V143H259ZM61 145V144H60ZM68 145V144H67ZM66 145V146H67ZM70 145V144H69ZM68 145V146H69ZM222 145H223V143H222ZM224 145V146H225ZM62 146H63V144H62ZM176 146H178V145H176ZM224 146H223V148H224ZM72 147V146H71ZM174 148H173V151H171V152H173L174 153V151H176V149L177 148H175V146H173ZM218 147H221V146H218ZM234 148L233 149H235L237 152L239 151V144L237 143V142H235V144H234V146H233ZM258 147V146H257ZM61 148V147H60ZM168 148H169V146H168ZM260 148H261V146H260ZM36 149V148H35ZM64 149V148H63ZM175 149V150H174ZM262 149V148H261ZM65 150V149H64ZM67 150H68V148H67ZM76 151H74V152H77L78 153V150L77 149H75ZM111 150H113V152H111ZM167 150V149H166ZM169 150V149H168ZM167 150V151H168ZM170 150H172V148L170 147ZM222 150V149H221ZM259 150V149H258ZM59 151V150H58ZM61 152H62V148H61ZM66 152V151H65ZM74 152H73V154H74ZM166 152V151H165ZM170 152V151H169ZM254 152V151H253ZM58 153V152H57ZM60 153V152H59ZM167 153V152H166ZM255 153V152H254ZM76 154V153H75ZM74 154V155H75ZM90 154H92L91 156H90ZM100 154V155H99ZM172 154V153H171ZM175 154V153H174ZM173 154V155H174ZM216 154H219L218 152L217 153H215V155ZM220 154H221V152H220ZM219 154V155H220ZM249 154V153H248ZM32 155V154H31ZM30 155V156H31ZM65 155V154H64ZM64 155H62V156H64ZM70 155H72V154H70ZM69 155V156H70ZM87 155L89 156V157H91V159L92 158H94V159H96L95 161H97L98 159L100 160V162H102L101 164H102V166H101V168H103L102 169V174L99 176V174L100 173H97L98 171H97V169L95 170V171H93V169L92 168H94V167H92L93 166V164L95 165V161H94V163L93 162H91V160L87 157ZM95 155H99L98 157L97 156H95ZM116 155H117V158H120V159H117L116 158ZM162 155H163V153H162ZM177 155V154H176ZM247 155V154H246ZM249 155H251V157L253 158L254 156H252V154H249ZM60 156V155H59ZM113 156H114V158H113ZM167 156H169V153L166 155V158H167V160L169 161L170 160V156L169 157H167ZM257 156V155H256ZM19 157V156H18ZM32 157H34V156H32ZM71 157V156H70ZM75 157H77V155H75ZM77 157V158H78ZM109 157H111V160H113L114 161V163H113V161L111 162V163H113V165H115V167L114 168H108L109 166H111L109 163V165L107 164V169L105 168V163H107V158L110 160V158ZM171 157H173L174 158V156H171ZM177 157V156H176ZM37 158V157H36ZM72 158V157H71ZM74 158V157H73ZM166 158H163V159H166ZM256 158V157H255ZM19 159V158H18ZM64 159V158H63ZM90 161H89V160ZM158 159H161V160H159V161H156V163H158V164H161L164 160L162 159V157H159ZM228 159V158H227ZM227 159L224 161V162H226L227 161ZM230 159H233V158H230ZM31 160V159H30ZM69 161H70V158L68 159ZM72 160V159H71ZM74 160V162H75V160L76 159H73ZM72 160V161H73ZM108 160V161H109ZM163 160V161H162ZM68 161V163H70V165L72 164V162L70 161L69 162ZM93 161V160H92ZM151 161V162H150ZM160 161H162V162H160ZM171 161V160H170ZM231 161H233V160H231ZM22 162V161H21ZM61 162L62 161H60V162H57V163H60L61 164ZM98 162V161H97ZM96 162V163H97ZM100 162H98V164L100 163ZM223 162V163H224ZM67 163V164H68ZM93 163V164H92ZM139 163V162H138ZM172 163V162H171ZM170 163V164H171ZM222 163V164H223ZM227 163V162H226ZM230 163V162H229ZM18 164H20V162H18ZM59 164V165H60ZM76 164H77V162H76ZM75 164V165H76ZM146 164V165H145ZM231 164V163H230ZM65 165V164H64ZM155 165V164H154ZM153 165V166H154ZM224 165V164H223ZM229 165V164H228ZM19 166V165H18ZM148 166H150V168L148 167ZM226 166V165H225ZM230 166V165H229ZM21 167V166H20ZM61 167H63V166H61ZM92 167V168H91ZM99 167V166H98ZM142 167H143V169H142ZM233 167V166H232ZM232 167H227V169H230V170H232ZM57 168H58V166H57ZM64 168V167H63ZM67 168L68 167H66V170L65 171H67ZM70 168V170L69 171H72L71 170V167H69ZM91 168V169H90ZM100 168V167H99ZM99 168H98V170H99ZM140 168L142 169V170H140ZM149 168V169H148ZM251 168V167H250ZM51 169V168H50ZM55 169V168H54ZM62 169V168H61ZM75 169H78V168H75ZM132 169V168H131ZM101 170V169H100ZM137 170V171H138ZM249 170V169H248ZM64 171V172H65ZM77 171V170H76ZM78 171L77 172H74V173H78ZM88 171V172H89ZM97 171V172H96ZM171 171V170H170ZM82 172H84V173H82V177H84V174L85 175H87L86 173H87V171H86V173H85V171H83V169H82ZM100 172V171H99ZM145 172H151L152 174H146ZM56 173H57V171H56ZM74 173L72 174V177H74L73 175H74ZM229 173V172H228ZM48 174V173H47ZM58 174V173H57ZM66 174H67V172H66ZM71 174V173H70ZM69 174V175H70ZM81 174V173H80ZM146 174V175H145ZM246 174V173H245ZM54 175V174H53ZM64 175V174H63ZM77 175V174H76ZM110 175V176H109ZM149 175V176H148ZM60 177H61V174L59 175ZM71 176V175H70ZM78 176H79V174H78ZM105 176H109V178H112V179H110L109 180V178H108V180L104 183L103 181H101L100 179H102V178H100V177H105ZM183 176V175H182ZM67 177H68V174H67ZM87 177V176H86ZM88 177H89V173H88ZM100 178V179H98V180H100V182H103V184L102 183H100V182H98L97 183V181L95 180L96 178ZM70 178V180L71 181H73V179H71V177H69ZM139 178V179H140ZM181 178V177H180ZM182 178H185V177H182ZM50 179V178H49ZM59 179V178H58ZM68 179V178H67ZM76 179H77V177H76ZM76 179H74V180H76ZM186 179V178H185ZM247 179V178H246ZM248 179H250V178H248ZM63 180H64V178H63ZM62 180V181H63ZM80 180V179H79ZM105 180H106V177H105ZM143 180H145V182L143 181ZM244 180V179H243ZM53 181V180H52ZM65 181L66 182H68L69 180H66L65 179ZM65 181H63V183L65 182ZM70 181V182H71ZM82 181V180H81ZM87 181H88V183H90L89 185L91 186V188H93L94 189V191H96L95 193L94 192H92V189H90L89 187H87ZM95 181V182H94ZM139 181V180H138ZM139 181V182H140ZM149 181V180H148ZM179 181H180V179H179ZM178 181V182H179ZM183 181V180H182ZM246 180H244V182H245ZM50 182V181H49ZM59 182V181H58ZM77 182H79V181H77ZM152 182V181H151ZM160 182V181H159ZM263 182V181H262ZM100 183V184H99ZM149 183V182H148ZM152 183H154V182H152ZM182 183H184V182H182ZM181 183V184H182ZM43 184V183H42ZM56 184H57V182H56ZM68 184H70V183H68ZM67 184V185H68ZM87 184V185H86ZM97 184H99V185H103V186H100V187H102L101 188V190H100V188H98V186H97ZM157 184V183H156ZM165 184V183H164ZM170 184V183H169ZM168 183L166 184V186L167 185H169ZM208 184V183H207ZM206 184V185H207ZM236 184V183H235ZM58 185V184H57ZM62 185H64V184H62ZM66 185V186H67ZM71 185V184H70ZM76 185H77V187H78V183H76ZM86 185V186H85ZM88 185V186H89ZM137 185L138 184H136V188H137ZM149 185V184H148ZM148 185H147V187H145V188H148ZM159 185L162 187V185L159 183ZM180 184H178L177 186H179ZM231 185H233V184H231ZM54 186V185H53ZM105 186V187H104ZM113 187L114 189L111 191L110 189H109V187ZM139 186V185H138ZM139 186V187H140ZM142 186L140 187L141 189H142ZM151 186H152V184H151ZM157 186H158V184H157ZM166 186H165V188H166ZM211 186V185H210ZM210 186H206V187H209L210 188ZM250 186H252V185H250ZM249 186V187H250ZM50 187V186H49ZM55 187V186H54ZM77 187H74V190H75V188L77 189ZM85 187V188H84ZM154 186H152L150 189H151V191H153L154 190V188H153ZM169 188H170V186H168ZM171 187L173 188V187H175L174 186V183H173V186H172V184H171ZM230 187V186H229ZM46 188V187H45ZM51 188H53V187H51ZM87 188H89L90 190L88 191V189ZM97 188L100 190H97ZM140 188L137 190L138 192H142L143 190H140ZM159 188V187H158ZM158 188H157V190L156 191H158ZM204 188V187H203ZM222 188V187H221ZM236 188V187H235ZM247 188V187H246ZM50 189V188H49ZM57 189V188H56ZM69 189V188H68ZM78 189H79V187H78ZM108 189L110 190V191H108ZM115 189H117L119 192H121V193H119L118 191H116ZM149 189V190H150ZM166 189H168V188H166ZM178 189H180V190H182V188H178ZM224 189V188H223ZM233 189H234V187H233ZM245 189V188H244ZM47 190V189H46ZM62 190V189H61ZM65 190V189H64ZM67 190V189H66ZM115 190V191H114ZM148 190V189H147ZM148 190V191H149ZM160 190V189H159ZM170 190H172V189H170ZM218 190V189H217ZM220 190V189H219ZM222 190V189H221ZM236 190V189H235ZM252 190V189H251ZM43 191H45V189L43 190ZM69 192H70V190H68ZM76 191V190H75ZM74 191V192H75ZM99 191V192H98ZM106 191V192H105ZM114 191V192H113ZM162 191L164 192V189H162ZM183 191H184V189H183ZM183 191H181V193L183 192ZM188 190H187V188H186V192H187ZM193 191V190H192ZM205 191V190H204ZM203 191V192H204ZM253 191V190H252ZM159 192V191H158ZM157 192V193H158ZM161 192V191H160ZM159 192V193H160ZM177 192H178V190H177ZM189 192V191H188ZM191 192V191H190ZM194 192V191H193ZM196 192V191H195ZM202 192V191H201ZM207 192V191H206ZM206 192L205 193H203V194H206ZM233 192V191H232ZM254 192V191H253ZM44 193V192H43ZM46 193H48V192H46ZM71 193H72V191H71ZM117 193H119L118 195H117ZM162 193V192H161ZM67 194V193H66ZM95 194V195H94ZM152 194H153V192H152ZM151 194V195H152ZM207 194H209V196L210 197H212L213 198V196L209 193V191H208V193ZM216 194H217V192H216ZM216 194H213V195H216ZM219 194V193H218ZM218 194H217V197L216 196H214V198L213 199H215V198H218ZM222 194V193H221ZM220 194V195H221ZM94 195V196H93ZM163 195H164V193H163ZM163 195H161V196H163ZM234 195H235V193H234ZM233 195V196H234ZM52 196V195H51ZM60 196V195H59ZM65 196V195H64ZM223 196V195H222ZM49 197V196H48ZM61 197L63 198V196H62V194H61ZM69 197V196H68ZM72 197H69V198H72ZM158 197V196H157ZM201 197V196H200ZM199 197V198H200ZM207 197V195H205V197H203L204 199L203 200H205L206 201V199H210V197H208V198H206ZM220 197V196H219ZM230 197H232V196H230ZM54 198V197H53ZM65 198V197H64ZM76 198V199H75ZM95 198V199H94ZM150 198H151V196H150ZM170 198V199H169ZM198 198V197H197ZM206 198V199H205ZM211 198V199H212ZM66 199H68V198H66ZM169 199V200H168ZM224 199H225V197H224ZM227 199H229V198H227ZM252 199H253V197H252ZM199 200V199H198ZM232 200V199H231ZM230 200V201H231ZM48 201V200H47ZM53 201V200H52ZM70 201V200H69ZM72 201V200H71ZM208 201V200H207ZM224 201V200H223ZM229 201V200H228ZM253 201L255 202V203H253ZM249 205H251L252 204V206L251 207H245V209H244V207H241V208H243V213H246V216L247 215H250V216H253L254 214H259L258 216H257V218H255V220H253V229H250L251 228V225H250V223H249V227L247 226V227H243V228H245V229H239V226H240V223L238 222V221H231V223L230 222H226V220H227V217L229 218V219H231L232 218V216H234V212L233 213H228L226 216L224 215V219H223V221H220L219 222V224L217 225V227H215L214 226V228H213V232H211V234H209V236L211 237V239L212 238H214L213 239V241L210 239V238H208L209 239V242L207 241L206 242V247H207V249H206V253H207V256H209L210 255V257H211V259H212V261H210V257H209V261L211 262H209V261H207V263H206V260H207V258H205L206 260H205V263L206 264H264V216L263 217H261V210H263V208H264V194H263V196H262V198H258V199H256L255 198V200H253ZM55 202V201H54ZM152 202H153V200H152ZM161 202H162V204H161ZM202 202V204L204 203L203 201H201ZM213 202H216L217 203V201L215 200V201H213ZM213 202H209L208 204H209V208L208 209H211L212 207H210V203H213ZM233 202V201H232ZM47 203V202H46ZM46 203H44V204H46ZM60 203V202H59ZM158 203L160 204V205H158ZM188 203V202H187ZM197 203V202H196ZM199 204H200V202H198ZM216 203H214V204H216ZM220 203V202H219ZM219 203H217V205H216V208H217V206H218V204ZM222 203V202H221ZM48 204V203H47ZM65 204V203H64ZM153 204H155V203H153ZM191 204H193L192 202H191ZM208 204H206V205H208ZM213 204V205H214ZM248 204V203H247ZM246 204V205H247ZM51 205V204H50ZM212 205V206H213ZM191 206V205H190ZM189 206V207H190ZM193 206V205H192ZM237 205H235V207H236ZM198 207V206H197ZM200 207V206H199ZM205 206H203V208H204ZM196 208V207H195ZM202 208V207H201ZM206 208V207H205ZM226 208V207H225ZM224 208V209H225ZM234 208V207H233ZM240 208V209H241ZM55 209V208H54ZM183 209V208H182ZM189 209V208H188ZM194 209V208H193ZM192 209V210H193ZM197 209V208H196ZM199 209V208H198ZM231 209V208H230ZM212 210H216V209H214V207H213V209ZM211 210V211H212ZM229 210V209H228ZM227 210V211H228ZM184 211V210H183ZM188 211V210H187ZM193 211H195V210H193ZM202 210H200V212H201ZM208 211H210V210H208ZM237 211H238V209H237ZM185 212V211H184ZM184 212H183V215H184ZM204 212H205V210H204ZM204 212H202L203 214H204ZM215 212V211H214ZM264 212V211H263ZM59 213V212H58ZM66 213V212H65ZM181 214H182V210H181V212H180ZM192 213V212H191ZM190 213V214H191ZM198 213H199V211H198ZM205 213H207V212H205ZM209 213V212H208ZM211 213H213V212H211ZM46 214V213H45ZM189 214V213H188ZM210 214V213H209ZM209 214L207 215V216H209ZM263 214V213H262ZM53 215V214H52ZM51 215V216H52ZM182 215V216H183ZM197 216H199V218L200 217H202L201 216V214H196ZM211 215V214H210ZM218 215H220V214H218ZM237 215V213H235V216ZM173 216V215H172ZM171 216V217H172ZM187 216H189V215H187ZM197 216L195 217V215H194V219H196L197 218ZM204 216H205V214H204ZM203 216V217H204ZM205 217V218H202V219H206V218H208V217ZM55 217V216H54ZM166 217V218H165ZM178 217V216H177ZM176 216H175V219L177 218ZM184 217V216H183ZM192 217V216H191ZM190 217V218H191ZM212 217V216H211ZM215 217V216H214ZM217 217V216H216ZM215 217V218H216ZM219 217V216H218ZM53 218V217H52ZM189 218V217H188ZM193 218V217H192ZM210 218V217H209ZM209 218H208V220H209ZM215 218H213V219H215ZM244 218V217H243ZM58 219V218H57ZM166 219V220H165ZM183 219V218H182ZM226 219V220H225ZM62 220V219H61ZM165 220V221H164ZM177 220V219H176ZM201 218L199 219V222H197V223H201ZM19 222V221H18ZM17 222V223H18ZM67 222V221H66ZM162 222V224H161V226L162 227H158V224H160ZM172 222V221H171ZM179 222V221H178ZM188 221H186V223H187ZM190 222V221H189ZM192 222H196V221H193V219H192ZM207 222V221H206ZM212 222H214L213 220H212ZM247 222H248V220H247ZM250 222V221H249ZM168 223V221L166 222V224ZM211 223V222H210ZM215 223V222H214ZM14 224V223H13ZM179 224V223H178ZM196 224V223H195ZM201 224H203V223H201ZM200 224V225H201ZM246 224V223H245ZM6 225V224H5ZM189 225V224H188ZM194 225V224H193ZM172 226V225H171ZM183 226V225H182ZM197 226H199V225H197ZM165 227V231L167 232V233H164L163 232V228ZM172 227H174V226H172ZM177 227H180V225L179 226H177ZM184 227H186V225L184 226ZM210 227V226H209ZM17 228V227H16ZM59 228V227H58ZM156 228H158L159 229V231H158V229H156ZM175 228V227H174ZM181 228V227H180ZM187 228V227H186ZM207 228V227H206ZM167 229V230H166ZM171 229V228H170ZM176 229V228H175ZM175 229H171V233L170 234H172V232H173V230H174V232H175ZM179 229V228H178ZM196 229V228H195ZM56 230V229H55ZM182 230V229H181ZM188 230H189V228H188ZM95 231H97V234H94V232ZM156 231V232H155ZM180 231V230H179ZM185 231V230H184ZM183 231V233L184 234H186L187 232H184ZM187 231V230H186ZM198 231V230H197ZM14 232V231H13ZM65 232V231H64ZM69 232V233H70ZM176 232H178V230H176ZM181 232V231H180ZM67 233V232H66ZM201 233V232H200ZM209 233V232H208ZM5 234V233H4ZM164 234H166V235H164ZM177 234V233H176ZM183 234V235H184ZM188 234H190L189 233V231H188ZM192 234H194L193 232H192ZM196 234V233H195ZM234 234H236V236H243L244 235V240L242 241V242H240V241H235V236H234ZM66 235V234H65ZM182 235V234H181ZM182 235V236H183ZM203 235V234H202ZM207 235V234H206ZM71 236H69V237H71ZM171 236V235H170ZM175 236V235H174ZM177 236V235H176ZM180 235H179V233H178V237H179ZM189 235H186V237H188ZM208 236V235H207ZM208 236V237H209ZM66 237V236H65ZM172 238H173V236H171ZM170 237V238H171ZM184 237V236H183ZM185 237V238H186ZM194 237H195V235H194ZM199 237V235L196 237V238H198ZM204 237V236H203ZM85 237H83V238H81L79 241L77 240L76 242H78V245L79 244H81V243H86L83 239H84ZM199 238H201V237H199ZM70 239V238H69ZM188 239H189V237H188ZM207 239V240H208ZM10 240V239H9ZM68 240V239H67ZM177 240V239H176ZM190 240V239H189ZM189 240L187 241V239L185 240V241H187V242H189ZM194 240V239H193ZM203 240V239H202ZM205 240H206V238H205ZM71 241V240H70ZM182 241V240H181ZM68 242V241H67ZM66 242V243H67ZM176 242V241H175ZM179 241H177V243H178ZM212 245H211V244ZM65 244V243H64ZM68 244V243H67ZM180 244H183L182 242L180 243ZM69 245H70V243H69ZM76 245V244H75ZM184 246H186V245H188V244H183ZM191 245V244H190ZM7 246V245H6ZM13 246V245H12ZM63 246V245H62ZM70 246H72V244L70 245ZM167 246V247H166ZM174 246H175V244H174ZM203 246H205V245H203ZM251 246H252V249H251ZM61 247V246H60ZM66 247V246H65ZM74 247L75 246H73V247H71V248H69V249H67V253H68V256H70V254H72V253H74L75 252V250L77 249H74ZM122 247H124L123 249H122ZM63 248V247H62ZM68 248V247H67ZM172 248V247H171ZM187 248V247H186ZM59 249H61V248H59ZM58 249V250H59ZM174 249V247L171 249V250H173ZM64 251H66L65 249H63ZM63 251V252H64ZM249 253H248V252ZM91 252H90V254H91ZM203 252H204V250H203ZM204 252V253H205ZM59 254V253H58ZM61 254V253H60ZM77 254V253H76ZM203 255V254H202ZM201 255V256H202ZM64 256V255H63ZM116 256V255H115ZM200 256V257H201ZM117 257V256H116ZM116 257H114V259L116 258ZM199 256H198V258H200ZM64 258V257H63ZM68 258V257H67ZM87 258H91V257H87ZM203 258V257H202ZM93 260H94V257L92 258ZM117 259V258H116ZM64 260V259H63ZM68 260V259H67ZM81 260V259H80ZM83 261V260H82ZM116 261V260H115ZM84 263V262H83ZM90 263V262H89ZM120 263V262H119ZM80 264H82V263H80Z\"/></svg>", "mask_w": 264, "mask_h": 264}, {"label": "clouds", "instance_id": "3", "mask_svg": "<svg viewBox=\"0 0 264 264\" xmlns=\"http://www.w3.org/2000/svg\"><path fill=\"white\" fill-rule=\"evenodd\" d=\"M101 9L102 15L96 20L93 33L98 47L115 43L118 37L131 35L136 28L149 30L158 21L174 18L177 4L176 0H111L110 5ZM82 16L84 15L79 17ZM137 86L130 71L121 77L120 92L124 96L132 94ZM219 131V125L214 121L200 123L194 129L192 147L185 145L180 139L173 170L169 171L170 164L165 159L160 165L154 166L156 171L150 176L151 181L172 183L183 175L186 179L179 185L180 188L199 189L210 183V192L213 193L227 184L230 180L229 173L215 155L216 134ZM141 175L135 172L125 177L124 184L130 195L140 203H147L150 193L147 190L138 192L135 187ZM200 195L199 191L186 192L183 200L190 203ZM198 251L201 253L199 249Z\"/></svg>", "mask_w": 264, "mask_h": 264}]
</instances>
